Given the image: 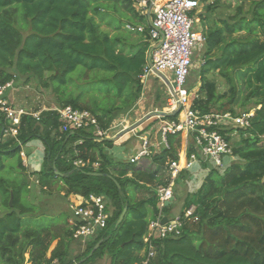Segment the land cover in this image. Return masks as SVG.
<instances>
[{
    "label": "trees",
    "instance_id": "trees-1",
    "mask_svg": "<svg viewBox=\"0 0 264 264\" xmlns=\"http://www.w3.org/2000/svg\"><path fill=\"white\" fill-rule=\"evenodd\" d=\"M133 5L134 0H0V83L14 80L15 87L19 86L5 69L18 75L49 73L44 86L52 85L56 107L87 110L108 130L114 114L140 98L139 77L149 43L112 36L100 23H113L120 33L122 19L145 22ZM204 19L201 15L200 23ZM203 32L205 55L197 73V83H202L192 108L200 114L237 115L242 112L235 107L254 101L253 116L248 129H237L247 137L231 147L240 161L222 173L209 169L200 188L185 197L179 215L194 206L198 222L185 225L179 237L156 241L151 264H264V147L260 144L264 137V0H254L248 15L238 9L227 18L212 20ZM77 68L83 72L74 79L72 73ZM212 72L228 85L227 107L225 96L208 80ZM238 81L243 83L242 90ZM6 126L0 114V264H76L83 259L81 264H88L104 254L109 256V264H139L146 253L142 242L149 223L146 206H152V216L159 213L154 190L169 182V177L163 181L162 175L166 162L176 158L175 136L168 137V148L151 156L153 171H143L115 162L107 153L113 143L97 141L90 129L62 131L54 111H43L38 121L22 116L14 138L4 137ZM232 131L220 130L229 144ZM35 140L43 145L42 167L29 173L19 152ZM188 151L194 149L189 145ZM15 156L16 168L6 167L3 160ZM77 159L85 166L75 167ZM25 174L36 177L43 190L59 183L67 204L70 195L104 196L107 225L73 260L69 255L75 242L67 207L51 215L23 201L30 188ZM180 176L187 177L186 171H181L175 187ZM129 188L144 189L151 196L134 202L126 194ZM107 205L114 210L109 212ZM123 209L124 217L116 225ZM171 210L164 207L161 211L166 216ZM194 225H198L197 231Z\"/></svg>",
    "mask_w": 264,
    "mask_h": 264
},
{
    "label": "built area",
    "instance_id": "built-area-1",
    "mask_svg": "<svg viewBox=\"0 0 264 264\" xmlns=\"http://www.w3.org/2000/svg\"><path fill=\"white\" fill-rule=\"evenodd\" d=\"M151 0L137 1V6L143 12H147V6ZM199 0H156L150 9L149 26L146 29L151 43L150 48L158 46L150 53L149 61L143 67L139 77L142 86L150 76H154L153 70L161 73L170 82L172 91L164 84L167 94V112L172 113L179 109L174 120L161 123L159 128L158 145L168 148L169 136H186V146L183 158L179 159L177 152L174 160L166 162V172L169 176L167 185L157 186L154 194L157 198L159 213L154 220L149 221L147 231L142 238L145 247V256L139 264H151L155 257V242L167 238L179 237L186 223H197L195 207L190 206L162 223L161 210L164 204L173 197V187L181 171H192L195 165L207 164L209 169L224 172L235 160L232 149L220 130H231V136L237 129H248L253 110L233 115L230 112L213 111L200 114L192 108L193 99L197 97V91L189 86V76L193 69V59L196 51H201L205 44V35L198 28L197 15ZM125 29L130 32L143 33L145 29L139 25L127 24ZM172 75L173 81L168 77ZM157 78V77H156ZM158 79V78H157ZM161 81L160 79H158ZM161 83H163L161 81ZM14 80L4 84L0 83V114L7 123L3 129L4 137L14 138L17 135L18 126L22 116H30L38 121L41 111H30L21 105H16L10 96L14 89ZM54 111L62 123V131L90 129L97 141L108 137L109 130H103L97 119L87 110L74 109L71 106L62 108L54 107L45 111ZM110 134H112L110 132ZM140 150L129 159L130 164L151 157L156 152L149 138H141ZM189 145L194 152H189ZM26 145L21 147L19 157L22 163L27 165ZM155 150V151H154ZM75 167L85 166L82 160L73 162ZM98 167L97 163L93 168ZM198 168H200L198 166ZM196 172L192 174L190 184L195 180ZM204 181V180H203ZM203 183V182H202ZM201 183V185H202ZM200 185V186H201ZM194 188L195 192L199 188ZM106 202L103 195L89 194L87 197L70 195L67 209L71 215L69 220L72 225V237L75 243L85 246L86 243L96 238L102 231L108 220Z\"/></svg>",
    "mask_w": 264,
    "mask_h": 264
},
{
    "label": "rangeland",
    "instance_id": "rangeland-1",
    "mask_svg": "<svg viewBox=\"0 0 264 264\" xmlns=\"http://www.w3.org/2000/svg\"><path fill=\"white\" fill-rule=\"evenodd\" d=\"M214 2L213 5H211V8L208 9V5L211 3L208 1H203V7L201 10V14L205 17L204 21H202L201 25L204 27H209V25L212 24V20L217 19H224L227 18L229 15H232L236 13L238 9H241L242 13L245 15H248L252 8V2L254 0H211ZM201 6L199 7V13H200ZM198 13V14H199ZM96 20L100 23V19L96 17ZM200 20V19H199ZM126 23H122L120 33L116 30H114V24L111 23L110 25L105 24V22H101V29L105 32H108L110 35H121L124 37L125 40L130 41V38H135L139 41L143 40L142 34H136L134 32H130L126 29H124V25ZM134 25H139L140 23H134ZM142 25V24H140ZM25 30H22L24 32ZM200 51H196L195 57L193 59V69L190 73L189 79L191 81H195L197 83V73L200 69V66L203 62L204 58V51L199 53ZM204 54V55H203ZM7 73L13 74L15 76V81L18 83V87H14V89L11 91L10 96L13 98L16 105H21L25 107L26 109L30 111H45L48 109L54 108L55 105V97L52 92V85L48 84L47 87L44 86V82L47 81L49 77V73H44L43 76H38L35 73H29L26 75H18L15 71L12 69H5ZM83 72L82 68H77L72 75H74V79L78 74ZM89 75V73H88ZM93 75H90L89 78H91ZM168 77L171 79V82L173 81L172 75L168 74ZM208 80L212 81L215 84L216 92L220 95H224V103L225 107L228 106V85L226 84V81L217 73L212 72L208 74ZM147 83V89L143 90L144 97H140V103L143 105H147V103H150V105L156 107L157 104L161 103V105H165V102L167 100V96L165 94V89L157 80L154 79V76H150ZM201 80L198 81V85H201ZM197 85V86H198ZM70 86V85H69ZM237 87H239L240 90L243 89V83L237 82ZM74 94L77 93L75 87H72ZM245 91L242 92V96L245 95ZM82 104H84L82 102ZM254 108V101L246 102L245 106L243 107H235V111L238 112H244L247 110H253ZM115 131V130H114ZM247 136L241 135L240 132L233 133L231 137H229L230 140V147H234L236 144L240 143V140L243 138H246ZM34 143V141H32ZM261 146L264 147V137L261 141ZM119 151H122L121 157H117L119 159H125L128 156L125 155L127 152L122 149L119 146H114L113 151L110 152L113 155ZM178 152V151H177ZM125 153V154H124ZM115 156V155H114ZM150 159V158H147ZM17 157H12L8 159H4L3 162L6 165V167H13V169L16 168L17 164ZM123 161V160H121ZM240 160H237L235 158L234 162H239ZM131 167H137L136 164H131ZM141 170L143 171H153L154 166L149 161H144L140 165ZM27 170V169H26ZM17 172L16 170H14ZM166 171V170H165ZM164 171V172H165ZM194 173V171L192 172ZM191 173V174H192ZM185 176V175H184ZM168 173L165 172L164 176L162 175L163 181L168 180ZM36 178V177H35ZM32 178L31 175L25 174V179L30 188H28V193L25 194L22 197V200L34 205L40 206L46 213L53 214V213H59L61 211H66L67 207V199L64 195H62V189L61 185L59 183L55 184L51 190H43L41 187L37 184L36 179ZM198 179L201 180V178L197 175L195 180ZM187 177L180 178L179 183L176 184V187L174 185L173 195L177 198V200L173 203L171 209L172 212L175 214H179L182 210V204L185 199V197L193 195L195 192L189 191V187L186 184ZM194 180V181H195ZM193 184V182H192ZM132 189L129 188L126 191V194L128 196L132 197V200L134 202L140 201V200H146L150 198L151 194L146 192L144 189H139V191H131ZM177 201L179 203H177ZM1 202V201H0ZM106 202V201H105ZM108 206V205H107ZM109 212H112L114 208L112 206H108ZM151 208V209H150ZM146 210L148 213V218L155 214L153 212L152 206H146ZM3 214V207L0 204V216ZM188 225V223H186ZM70 228H72V225H70ZM193 229L197 231L198 225L192 226ZM84 251L83 249L79 247V243H75L71 250V254L69 255V259L73 260L75 256L81 254ZM88 264H109V256L108 254H104L101 258H96L92 262H89Z\"/></svg>",
    "mask_w": 264,
    "mask_h": 264
},
{
    "label": "crops",
    "instance_id": "crops-1",
    "mask_svg": "<svg viewBox=\"0 0 264 264\" xmlns=\"http://www.w3.org/2000/svg\"><path fill=\"white\" fill-rule=\"evenodd\" d=\"M137 1H141V0H134V5H133L134 10H135V12L139 18L140 17L145 18L144 19L145 22H141V21H139L138 18H135V19H133V21H127L125 19H122V23H126L125 25H127V24L134 25L133 22L142 24V25L139 24V26L143 27L145 29V31L143 33H137V32H134V33L142 34L143 40H141V41L148 42L149 43V49H150L151 43H150L149 38H148L147 33H146V29L149 26V19H150V17H149L150 14H148L149 4L147 6V12H143L142 9H140L137 6ZM208 2L212 3L211 0ZM200 4H202V3L200 2ZM201 10H202V7L200 9V13L197 15V19H198L197 25H198V28L201 29L203 32V30H205V27L203 25H201L200 20H199L201 15H202ZM125 25H124V29H125ZM134 26H137V25H134ZM130 39L131 40H137L135 38V36H133V38H130ZM137 42H138V40H137ZM203 51H204V47H202V49L199 53H201ZM146 61H147V54H146ZM154 79L157 80L162 86H164L163 83H161V81H159L156 77H154ZM147 83L148 82H146L145 86H142V91H141L140 97H144L143 90L147 89ZM197 85H198V83H196L195 81H191L189 79V86L194 88L196 91H198V88L200 87L199 85L198 86ZM163 88L165 89V94H166L165 86ZM166 96H167V94H166ZM154 112L166 113L167 112V100L165 102V105H161V103H159L156 105V107H154V106L150 105V103H147V105L141 104L140 98H139V100L134 105H132L131 107L126 108L122 111H118L114 114V118L111 122V127H109V130L112 128V130H110V132L112 134H110V132H109L107 139H112V138L116 137L122 131L129 129L134 124L138 123L140 120L144 119L149 114L154 113ZM164 121H167V120H164V118H150V119L146 120L144 123L139 125L133 131H129L128 133L119 137L116 141L112 142L113 145L110 149L107 150V153L111 156V158L115 162L128 164L129 159L131 157H134L137 154V152L140 150L141 138L145 137V136L147 138H149L151 145L156 147V149H155L156 152L154 154L160 152L163 149V147L158 145L159 128H160L161 123ZM175 140L177 142H173V144H174V147H177V151L179 153L181 148L183 146L185 148V146H186V144H185L186 143V136L185 135L176 136ZM119 145L122 149H124L127 152L126 154L124 153L125 155L128 156L127 158H125V159L123 158V159L118 160L117 157H119V158L121 157L122 151L115 153L114 154L115 156L112 153H110L113 151L114 146H119ZM25 148L27 151V165H26L27 172L31 173V172L40 171L41 167H42V158H43V151H44L43 145L41 144V142L35 140L34 143H32V142L28 143ZM149 158L150 159L145 158V159L139 161V163L136 164L137 168L141 169L140 165L144 161H149L152 164L151 157H149ZM121 160H123V161H121ZM198 166L200 168H198ZM198 166L195 165L193 167V170L190 172L186 171V174H187L186 184L189 187V191H192L194 188L199 187L201 185V183L203 182V180L205 179L206 175L208 174L207 173V168H208L207 164H200V165L198 164ZM193 171L196 172V176L198 175L201 178V180L198 181V179H196L195 181H193V184L192 183L190 184V179L192 177ZM180 178H181V176H180ZM175 201H176V199L174 198L172 204L168 207H172V205ZM177 203H179V202H177ZM161 213H162L163 218H166V219L171 218L173 216H176L178 214V213L177 214L173 213L172 210L166 216L164 215V213L162 211H161ZM156 216L151 215L148 218V220L149 221L154 220L156 218ZM79 247L83 249V246L80 244H79Z\"/></svg>",
    "mask_w": 264,
    "mask_h": 264
},
{
    "label": "water",
    "instance_id": "water-1",
    "mask_svg": "<svg viewBox=\"0 0 264 264\" xmlns=\"http://www.w3.org/2000/svg\"><path fill=\"white\" fill-rule=\"evenodd\" d=\"M155 1H156V0H151V3H150V5H149V11H148V14H149V12H150V9H151V7H152V4H153ZM157 46H158V44L155 45V46H153V47H151V48L148 50V52H147V61H149V55H150V53H151V52H152ZM153 73H154V75H155L158 79H160V80L163 82V84H164V85H165L170 91H172L171 84H170V82L166 79V77H165L164 75H162L161 73L157 72L156 70H153ZM178 111H179V109H177L176 111H174V112H172V113H158V112L151 113V114H149L147 117H145L144 119L140 120L138 123L134 124V125H133L132 127H130L129 129H126V130L122 131V132H121L120 134H118L116 137H114V138H112V139H107V138H106V139H104L103 141L114 142V141H116L119 137H121L122 135L128 133L129 131H133V130L136 129L139 125H141L142 123H144L146 120H148V119H150V118H167V117H170V116H175V115L177 114ZM54 174H55V175H59V173H58L55 169H54ZM92 175L95 176L96 174H92ZM117 187L119 188L118 185H117ZM173 200H174V197H172L168 202H166V203L164 204V206H165V207L170 206V205L172 204ZM9 205H11V201L9 202ZM125 212H126V209H123L121 215L119 216V218H118V220H117L116 225H118V224L122 221ZM166 220H167L166 218H163V219H162V223H164ZM97 246H98V245H96V246L92 249V251L89 253V255H88L87 257H90V256L93 254V252L96 250ZM84 260H85V259L79 261V262L76 263V264H81V263L84 262Z\"/></svg>",
    "mask_w": 264,
    "mask_h": 264
},
{
    "label": "bare ground",
    "instance_id": "bare-ground-1",
    "mask_svg": "<svg viewBox=\"0 0 264 264\" xmlns=\"http://www.w3.org/2000/svg\"><path fill=\"white\" fill-rule=\"evenodd\" d=\"M184 155V146L181 148V150L179 151V159L181 160L183 158Z\"/></svg>",
    "mask_w": 264,
    "mask_h": 264
}]
</instances>
